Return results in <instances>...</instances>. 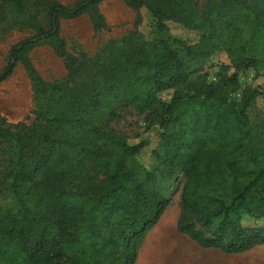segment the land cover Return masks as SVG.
<instances>
[{
  "label": "trees",
  "instance_id": "obj_1",
  "mask_svg": "<svg viewBox=\"0 0 264 264\" xmlns=\"http://www.w3.org/2000/svg\"><path fill=\"white\" fill-rule=\"evenodd\" d=\"M103 1L0 0L4 29L29 31L0 83L20 63L34 102L31 124L0 121V264H136L139 241L170 203L157 178L174 172L184 178L179 233L225 254L264 246V118L247 115L260 93L246 87L235 101L236 76L214 84L204 72L222 53L264 76V0H121L152 14L154 38L134 31L72 54L61 20L86 16L102 33ZM42 45L64 61L63 79L35 69L27 53ZM193 76L191 95L162 100ZM127 110L150 114L159 137L133 144L119 133L112 123ZM144 148L159 169L138 160Z\"/></svg>",
  "mask_w": 264,
  "mask_h": 264
},
{
  "label": "rangeland",
  "instance_id": "obj_2",
  "mask_svg": "<svg viewBox=\"0 0 264 264\" xmlns=\"http://www.w3.org/2000/svg\"><path fill=\"white\" fill-rule=\"evenodd\" d=\"M65 6H71L78 0H57ZM203 5L208 0H196ZM108 28L95 34L88 17L75 20H61V36L68 44L72 54H95L105 43L112 39L124 37L138 31L151 40L155 36L156 21L152 14L142 8L138 11L128 8L121 0H105L100 4ZM6 25L0 23V72L9 62V53L13 45L29 37L25 28L15 27L6 30ZM174 33L186 32L174 29ZM188 36V34H185ZM40 76L48 82L59 81L66 74L64 61L58 58L48 45L34 48L27 53ZM204 72L209 74L208 82L217 84L219 75L236 76L239 86L231 94L238 101L246 87L256 89L260 96L255 108L247 110L251 123L255 124L264 118V76L255 70L235 69L225 54L219 53L212 57L204 66ZM24 67L19 63L12 76L0 83V121L7 123H27L34 121V102L32 84L26 76ZM196 76L180 88L169 90L161 95L162 100L171 101L175 95L189 96L194 91ZM150 114L139 115L127 110L112 126L121 134L129 137L133 144L141 143L148 138H158L160 128L154 124ZM138 160L148 169L157 170L159 165L149 149L144 148L138 155ZM183 175L174 172L171 176L159 174L155 190L170 203L157 225L149 229L137 245L138 257L136 264H264V246H258L240 254H225L216 249H204L198 246L186 235L178 232L177 225L185 219L181 205ZM264 197V194H263ZM62 260L60 264H65Z\"/></svg>",
  "mask_w": 264,
  "mask_h": 264
}]
</instances>
